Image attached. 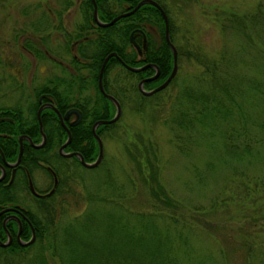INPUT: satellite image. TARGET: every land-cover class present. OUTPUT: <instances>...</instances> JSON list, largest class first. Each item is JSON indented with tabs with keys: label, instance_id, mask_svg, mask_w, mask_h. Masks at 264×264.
I'll return each instance as SVG.
<instances>
[{
	"label": "rangeland",
	"instance_id": "1",
	"mask_svg": "<svg viewBox=\"0 0 264 264\" xmlns=\"http://www.w3.org/2000/svg\"><path fill=\"white\" fill-rule=\"evenodd\" d=\"M162 1L170 11L174 26L178 28L175 43L179 46L181 54L177 59L174 75H177L181 87L188 85L191 76L199 70V66L192 59L185 58L183 52L192 46H198L208 57H214L225 43L227 49L231 50L238 44L237 41L243 39L222 32L219 21H223L228 12L242 14L252 12L258 5L264 7V0ZM62 2H69L66 5L69 9L63 13L60 10ZM75 4V0L0 2V103L9 104L6 99L12 94L10 86H6L9 84L5 79L6 74L12 79L16 74L20 90L17 96H14L18 100L12 103L19 102L16 106L21 108L22 117L28 115V103L34 99L30 91L40 86H47L59 95L66 96L68 101L83 99L86 104L91 105L94 102L92 94L95 93L96 96L97 88L94 85L97 79L95 78V82L92 83L88 73L91 71L88 69H78L73 73L69 68L72 65L73 45L70 41L65 43L66 40L59 37L61 15L65 13L63 16L73 21L69 28L80 23L79 11L71 12ZM261 24L264 25V21ZM27 40L31 47L25 46ZM130 46L132 48V45ZM33 49L41 53V57H38L37 53L34 54ZM250 49L253 48L245 49L236 73L237 78L241 74L239 78L246 79L240 83L245 90L253 80L258 84L264 80V76L259 75L264 74V67H258L260 62L256 63V57L249 54ZM43 50L47 51V54ZM91 50L94 48L88 47L86 55H89ZM78 55L82 57L81 53ZM54 77H59L62 84L56 87L53 83H47L48 86L46 82ZM131 77L118 69L115 70L114 66L111 68L110 64L104 74V82L111 92V82L114 87L115 84H124L126 79L136 84L137 80ZM4 84L7 89L1 87ZM178 90L177 85L169 84L155 100L145 101L143 111L140 112L133 110L135 96L126 94L124 100L127 101L120 107L115 125L103 128L99 133L102 156L92 169L74 168L73 161L67 160L65 163L52 154L49 155L48 161L60 166L59 170L69 167L70 188L78 189L80 195L94 188L97 194L108 195L111 194V190L106 189L103 183H107L105 181L107 178L111 184V170L115 172L114 178L120 184L121 182L126 184L124 177H129L134 182L136 180L135 172L132 170L134 167H131L125 147L128 146L129 149L131 148L129 145L135 143L140 144L137 147L141 150L143 146L139 138L145 146L148 142L154 143L156 147L154 163L159 171V180L165 189L170 191L171 197L178 199L184 206L182 214L176 213L178 222L190 226L191 238L190 240L188 238L187 242L192 245L194 252L189 253L192 260L189 257L186 264H264V105L242 109L246 137L252 139L250 147L246 148L239 136L243 125L237 120L239 113H236L225 121H211L213 125L207 123L208 116L204 123L193 122L189 132L182 129L185 134L181 135H190L192 140L197 138L195 144H187L189 150L182 154L176 150L173 129L163 122L164 117L168 118L172 114L168 104L177 95ZM6 93L9 96H6ZM243 97L245 98V95ZM244 98L243 104H248ZM9 99L12 100L13 97ZM109 111L111 112V107ZM253 123H260V126ZM224 131L229 135L227 140L223 137ZM234 144L237 147L233 149L240 152V155L231 154L229 147ZM56 154L59 155L57 152ZM42 168L33 170L32 173L33 182L38 188L48 186L47 173ZM122 173H125V176ZM93 186L94 188H91ZM137 190L141 192V197H144L145 189L137 186ZM23 194L22 192L21 195ZM30 200L21 199L20 204L35 213V204H29ZM55 202L54 207L57 206L58 200ZM83 206L80 203L76 207H71L72 213L80 212ZM162 216L155 215L157 226L162 225L161 219L165 218ZM174 235L175 232L172 231L171 237ZM226 241L230 242L229 245ZM231 245H235L233 250L230 249ZM220 249L224 253L222 257L219 255Z\"/></svg>",
	"mask_w": 264,
	"mask_h": 264
},
{
	"label": "trees",
	"instance_id": "2",
	"mask_svg": "<svg viewBox=\"0 0 264 264\" xmlns=\"http://www.w3.org/2000/svg\"><path fill=\"white\" fill-rule=\"evenodd\" d=\"M156 1L160 2L166 13L169 39L176 48L178 59L181 54L179 46L175 43L178 28L174 26L165 2L163 4L162 0ZM114 2L115 10L111 11V17L122 11L120 5L123 1L114 0ZM84 21L86 26L87 22ZM263 21L264 7L261 8L260 5L248 13L228 12L227 17L219 21L220 30L243 40L237 41L238 44L234 45L231 50L227 49L225 43L214 57H208L198 46H192L183 52L185 58L192 59L199 66V70L191 76L192 79L188 85L181 87L177 75H174L164 88L149 96H144L137 92L136 84L126 79L122 85L115 84L116 87L111 82V95L121 107L124 101H127L124 100L126 94H133L131 97L136 98L133 110L140 112L143 111L142 106L145 101L155 100L169 84L177 85L179 89L177 95L168 104V109L172 114L168 118L164 117L163 122L173 129L175 147L179 153L186 154L189 150L186 146L189 143L195 144L197 140V138L192 140L190 135H181L189 132L193 122L204 123L209 116L207 123L213 125L216 120L225 121L236 113H239L237 120L243 125L242 128L240 127L239 136L245 147H250L252 139L246 137L242 109L264 105V80L260 84L253 80V83H250L245 90L240 83L246 79L239 78L241 74L237 78L236 73L243 59V53L248 47L253 48L248 52L256 57V63L260 62L258 67H264V25L261 24ZM137 24L147 26V28L154 27L158 34V37L147 35L145 52L141 58H137L128 40L129 31ZM95 28L99 31V38L95 42L94 50L84 57L88 60L87 63L82 65L79 60L71 58L74 70L83 67L91 71L88 73L92 83L95 82V78L97 79L99 66L109 52H115L125 64L130 66L154 64L158 69V74L155 79L143 82V87L147 90L157 86L169 74L172 64L171 52L163 39V22L155 7L143 4L131 14L120 17L112 23L111 40L108 38L109 27ZM28 41H25V46L31 47ZM33 51L41 57V53L35 49ZM110 64L111 68L114 66L115 70L118 69L129 77L133 76L131 78L137 81L152 75L155 71L153 67H146L141 71L131 72L115 57H111L104 65L103 79ZM259 75L264 76V74ZM82 80L86 81V79ZM47 83H53L57 87L62 84V80L54 77ZM105 85L103 81L104 89ZM52 92L62 105L60 110L66 108L64 102L69 99L63 95L58 97L56 92ZM242 98L247 100L248 104H243ZM93 100L92 105L90 103L81 108L84 112L82 122L77 127L70 128V145L82 155L85 162L93 161L97 155L96 142L90 131L91 124L99 119L111 118L115 111L114 105L111 103L110 106L100 92L96 91V98L94 97ZM36 107L37 105L32 103L28 107V115L24 118L20 116L19 132L32 131L33 140L38 142L41 136L35 116ZM48 113L54 117L48 109H43L39 115L42 132L45 135L44 145L40 148H32L30 151L23 149L20 161L29 171L42 167L44 169L47 163L56 170L57 185L52 195L46 200L35 199V213L29 211L28 218L34 230L33 241L24 246L13 242L9 246L0 247V264H186L189 257L192 258L189 253L194 252L192 245L188 244L191 238L190 226L178 222L176 213L182 214L184 206L178 199L171 197L170 191L168 192L159 180V171L154 163L156 153L154 143L148 142L146 147L139 138L143 146V148L140 147L142 151L137 147L140 144L131 143L129 145L131 148L125 147L131 167H134L132 170L136 175L135 182L129 177H124L126 184L123 182L120 184L115 179V172L111 170V184L107 178H104L107 183H103L106 189L111 190V194H97L93 186L91 187L94 188L93 190H86L85 194L80 195L78 189L70 188L69 167L66 166L59 170L60 166L46 159V155L50 153L65 163L68 160L59 157L55 152V147L63 141L65 135L58 122L48 117ZM115 122L116 120L111 124H99L95 130L96 134L99 135L103 128L114 126ZM253 124L260 126V123ZM182 129L184 132L181 131ZM223 137L225 140L229 139L226 131ZM236 147L237 145L234 144L228 149L232 152L231 154L240 155V152H235L236 150L233 149ZM10 158L13 159V153ZM72 161L74 168L80 167L87 170L80 165L78 159L74 158ZM122 174L125 176V173ZM137 186L145 189L144 197H141ZM57 200V206L54 207ZM80 203L84 205L83 209L78 213H72L71 207H76ZM155 215L165 216L161 219V226L156 225ZM170 231H174L175 235L171 237ZM29 236L30 229L24 224L20 238L27 240ZM0 237L3 238L4 234ZM229 243L226 241L227 245ZM240 247L242 248L243 245ZM233 248L235 245H231L230 249L233 250ZM219 255L221 257L224 255L221 249Z\"/></svg>",
	"mask_w": 264,
	"mask_h": 264
},
{
	"label": "flooded vegetation",
	"instance_id": "3",
	"mask_svg": "<svg viewBox=\"0 0 264 264\" xmlns=\"http://www.w3.org/2000/svg\"><path fill=\"white\" fill-rule=\"evenodd\" d=\"M75 1H76V4L72 8L71 12L77 13L75 11H77V10L79 11L80 23H76L71 28H69L71 22H73V21L70 18L67 19L65 16H63L65 13L63 15H61V13H60V15L63 18L61 17V19H60L61 35L59 37L66 40L65 43H68V41H70V43L73 45V48H74V53L71 54V58L73 57V58L79 60L80 64L83 65V64L87 63L86 59L84 58L87 56L85 52L87 51L88 47H90V46H93V48H94L95 42L99 38V31L95 27H100V26L97 25V23L95 22V20L93 18V15H92V12H93L92 0H75ZM93 1L95 3V6H96L97 18L102 22L110 21L112 18L111 17V11L115 10L114 0H93ZM122 1L123 2L120 5L121 6L120 9H122L121 12H126V11L132 9V7L139 0H133V1L122 0ZM154 1L157 2L156 0H154ZM157 3L162 8L160 2H157ZM67 4H69V2H67V3L62 2L61 3L62 8L60 10H62V13L64 10L69 9V7H66ZM143 4H148V3H143ZM143 4H141V5H143ZM141 5H139L137 8H139ZM163 11H164V9H163ZM121 12H119V13H121ZM54 13H55V15H57L56 12H54ZM164 13H165V11H164ZM84 20H86V22H87L86 26L84 25V22H85ZM105 27L110 28L109 32H108L109 33L108 38H109V40H111V24L108 26H105ZM83 28H85V29H83ZM130 33L132 34V39L137 44V47H134L133 44L130 42V40H129V34ZM147 35L148 36L153 35L154 37H158V34L155 31L154 27H148L147 28V26H143L141 24H137V26L133 27L128 33L129 43H130V45H132V48H133L137 58H141L142 54L145 52ZM163 39H164V30H163ZM43 51L45 54H47V51H45V50H43ZM33 53L35 54V52H33ZM78 53H81L82 57L79 56ZM109 58H111V57H109ZM69 68L72 69L73 73H74V71L76 73V70L82 69L83 67H79L78 69L74 70L73 66L71 65ZM84 69H87V68H84ZM97 74H98V71H97ZM13 76H14L13 79L10 77V75H7V74L5 77V79L9 83V84H6V86L7 87H8V85L10 86V92H12L10 97H13V99L11 100V99H9L10 97L9 98L6 97L7 98L6 101L9 102V104L4 103V102H3L4 104L0 103V231H1L0 236L2 234H4L3 238L0 237V242L1 243L8 242L4 246L0 245V247L9 246V245L13 244V242H15L16 244L19 245V243L16 239V234L18 232V237H19V239H21L20 234H21L22 230H24V224L26 226H28V228L30 229V236H31V230H33V228H32L31 222L28 218L30 208L23 207L20 204V201H21V199L22 200L31 199L29 201V204L32 203L34 205L35 199L46 200L54 192L56 185H57V178H58L56 170H54L48 164L44 165V170L47 173L46 177L48 178V186L38 188L35 186V184L33 182V175H32L33 170L29 171L28 168L24 164L21 163V161H20L21 155H20L19 161L16 164H13L16 160L17 151L19 148L18 138L23 136L21 139V147H22L21 149L22 150L27 149L30 151L32 148H36L33 146V144L40 142V141L35 142L33 140L32 131H30V130L26 131V133H20L19 132L20 116L22 115L21 110H20L21 108L16 106V104H18L19 102H14V103H12V102L14 100H18V98L17 97L14 98V96H17L20 88H19V81L17 80L18 78L16 77V74H14ZM143 78H145V77H143ZM103 81H104V79H103V72H102L101 82H102L103 90L105 93L111 95V92L108 91V88L106 87L107 84L105 85L106 88L104 89ZM1 87L3 89H7V88H5V84ZM91 87H92V85H91ZM96 88H97V91L100 92L98 89L97 83H96ZM52 91H54V90L49 89L47 86H44V88H42V86H41V87H38L34 90H31L30 94H31V96L33 95L34 99H33V101L32 100L29 101L28 105L30 106L32 103H35L37 105L36 110L38 109L39 106L43 105L44 107L40 110V112H42L43 109H48L54 114V117H53L51 113H48V117L50 119H52L53 121L56 120L58 122V124L61 126L62 131L65 135L63 141L60 142V144H58V146L56 147L57 153H58L59 146L67 138V132L69 133L70 138H69L68 143L62 148V151L65 153L72 152V151L78 152L77 150H75L70 145V140H71L70 128L77 127L82 122V120L84 119V112H83V109H81V108L84 107L86 103L83 99H81L80 101L77 99H73V100L64 102V106H66V108H61L62 110H60V107H62V105L58 102L55 94H53ZM100 94L109 102V104H111V101L108 98H106L101 92H100ZM7 95L8 94L6 93V96ZM56 95L58 97L61 96V95H59L58 92H56ZM94 97L96 98L95 93L92 94V99ZM75 104H77L78 106ZM28 107H27V109H28ZM52 107H54V108H52ZM71 108L76 109L79 114L77 115L74 111H72L71 113L67 114L66 117H64L66 111L68 109H71ZM36 110H35V116H36ZM55 110H57V112ZM57 113L60 115L63 124L59 120ZM95 130H96V128H95ZM90 131H91V126H90ZM40 140H41V138H40ZM44 143H43V145H44ZM96 146H97V144H96ZM38 148H40V147H38ZM22 150H21V154H22ZM12 153H13V159L10 158ZM49 155H50V153L46 155V159H48ZM62 157L66 158L68 160H71V161L74 158L78 159L77 157H75L73 155L68 156V157H64V156H62ZM49 160H51V159L49 158ZM29 180L31 182L34 193H32L30 191ZM22 192L24 193L23 196L25 198L21 195ZM27 195L29 196L28 198H27ZM5 209H7V210H5ZM33 232H34V230H33ZM30 236H29V238H30ZM23 241H26V240H23Z\"/></svg>",
	"mask_w": 264,
	"mask_h": 264
},
{
	"label": "water",
	"instance_id": "4",
	"mask_svg": "<svg viewBox=\"0 0 264 264\" xmlns=\"http://www.w3.org/2000/svg\"><path fill=\"white\" fill-rule=\"evenodd\" d=\"M143 3H148L152 6H154L155 8H157V10L159 11L160 15H161V18H162V21H163V27H164V40H165V43L167 44V46L169 47L170 49V52H171V57H172V64H171V69H170V72L169 74L167 75V77L160 83L158 84L157 86H155L154 88L150 89V90H145L143 88V82L145 81H150V80H153L154 78L157 77V74H158V69L157 67L152 64V63H145L143 65H140V66H130V65H127L125 64L117 55L115 52H109L108 54H106L100 64V67H99V70H98V74H97V85H98V89L99 91L106 97L108 98L111 103L114 105V108H115V111H114V114L111 118L109 119H99V120H96L92 123L91 125V132H92V135H93V138L95 139L96 143H97V147H98V150H97V155H96V158L91 161V162H85L83 160V157L81 156L80 153L78 152H68V153H65L62 151V148L68 143L69 141V133L67 132V138L66 140L59 146L58 148V153L61 155V156H64V157H68V156H75L78 158L80 164L85 167V168H93L95 167L98 162L100 161L101 159V156H102V144H101V140L99 138V136L95 133V128L97 127V125L99 124H110L112 122H114L118 115H119V112H120V105L118 103V101L112 96V95H109L107 93L104 92L103 90V87H102V82H101V79H102V71H103V68H104V64L105 62L107 61V59L109 57H115L121 64L122 66H124L127 70L131 71V72H138V71H141L143 69H145L146 67H153L154 68V73L148 77H145V78H142L140 80H138V82L136 83V87H137V90L139 91L140 94L144 95V96H149L159 90H161L162 88H164L168 82L171 80V78L174 76L175 72H176V68H177V52H176V48L175 46L170 42L169 40V35H168V22H167V17L163 11V9L160 7V5L155 2L154 0H139L133 7L132 9L126 11V12H121L117 15H115L114 17L111 18L110 21L108 22H102L100 21L98 18H97V15H96V6H95V3L94 1L92 0V4H93V12H92V15H93V18L95 20V22L97 23L98 26L100 27H105V26H108L110 24H112L113 22H115L117 19H119L120 17H124L126 15H129L130 13H132L134 10L137 9V7ZM129 40L130 42L133 44L134 47H137V44L133 41L132 39V34L130 33L129 34ZM49 106V105H48ZM44 106H39L38 109L36 110V119H37V122H38V129H39V133H40V136H41V140L40 142L36 143V144H33L34 147L38 148V147H41L43 145V143L45 142V135L44 133L42 132V125H41V122H40V110L43 108ZM54 108V107H52ZM57 112V110H55ZM72 111H74L77 115L79 114L78 111L74 108H71V109H68L64 115V117H66L67 114L71 113ZM58 115V118L59 120L62 122L61 120V117L60 115L57 113ZM63 124V122H62ZM23 136H21L20 138H18V142H19V148H18V151H17V156H16V160L13 164H16L18 161H19V158H20V155H21V139H22ZM29 188H30V191L32 193H34V190L32 188V185H31V182L29 180ZM8 209V208H7ZM5 209V210H7ZM10 239V238H9ZM16 239L19 243V245L21 246H24V245H28L30 244L33 239H34V232L33 230H31V236L28 240L26 241H23L21 239H19L18 237V232L16 234ZM8 242H4V243H1L0 242V245H6Z\"/></svg>",
	"mask_w": 264,
	"mask_h": 264
}]
</instances>
